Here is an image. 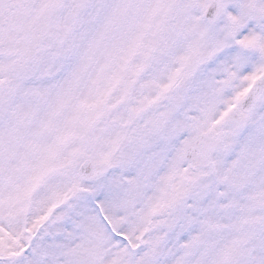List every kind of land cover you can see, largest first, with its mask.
<instances>
[{"label":"snow or ice","instance_id":"snow-or-ice-1","mask_svg":"<svg viewBox=\"0 0 264 264\" xmlns=\"http://www.w3.org/2000/svg\"><path fill=\"white\" fill-rule=\"evenodd\" d=\"M0 264H264V0H0Z\"/></svg>","mask_w":264,"mask_h":264}]
</instances>
